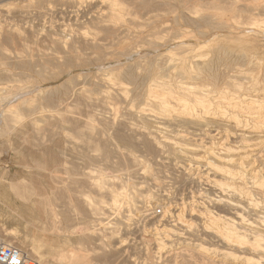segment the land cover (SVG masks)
I'll return each instance as SVG.
<instances>
[{
	"label": "bare ground",
	"instance_id": "1",
	"mask_svg": "<svg viewBox=\"0 0 264 264\" xmlns=\"http://www.w3.org/2000/svg\"><path fill=\"white\" fill-rule=\"evenodd\" d=\"M8 1L0 0V10ZM101 3L106 8L89 5L80 13L104 38L48 32L50 53L39 58L20 50L7 55L17 39L37 38L38 30L33 24L14 28L0 17V62L7 68L0 82L20 79L19 86L0 88V133H12L11 123L24 124L22 104L43 100L68 125L62 130L71 144L86 148L102 166L89 177L88 191L79 189L75 175L66 171L69 179L63 180L54 172L55 191L41 200L47 222L33 210L25 222L31 245L24 252L43 264H95L107 256L119 264H156V254L173 250L201 263L264 264V0L179 8L155 0ZM69 9L76 14V7ZM49 11L44 1L29 0L16 15L24 22ZM173 14L184 24L176 33H167L162 21V32L153 25L166 32L162 39L152 31L146 40L134 35L132 44L120 45L128 23L137 26L148 17L147 27ZM88 100L101 110L84 120L77 113ZM23 185H12L21 198ZM189 186L191 192L178 199L179 189L185 193ZM71 221L76 229L67 225ZM67 234L80 239L78 246L57 250L54 239ZM0 245L11 244L0 238Z\"/></svg>",
	"mask_w": 264,
	"mask_h": 264
},
{
	"label": "rangeland",
	"instance_id": "2",
	"mask_svg": "<svg viewBox=\"0 0 264 264\" xmlns=\"http://www.w3.org/2000/svg\"><path fill=\"white\" fill-rule=\"evenodd\" d=\"M33 1L34 3H40L41 1H44V5L49 7L50 11L42 18L38 19L36 17H32V18L27 17V19L23 22L21 20V15H16V14H18L17 12L20 10V8L28 6L29 0H20L19 2L18 0H9L8 2H5L4 4L7 3L8 5L9 3L11 5H14L13 6L14 8L11 5H8V7L7 6L5 7V9L3 7L0 10L1 22L4 21V24H7L14 28H18V27L24 28L30 24H33L38 30L37 38L25 37L23 38V40L17 39L16 45L14 46L10 45L8 47V50L10 52H7V55H10L12 52V56H13V54H15L17 50H20V52L24 53V55H26L27 52H31L32 54H34L35 58H39L40 56L49 54L50 53V51L48 50L49 40L46 39L47 38L46 34L48 32H52V34H54V33H58L59 31L66 30L68 33L73 34V35L74 34L75 35L87 34L89 37L98 36L100 38H104L105 34L101 30L98 29L97 25L88 24L87 22L85 23L84 19H82V13L85 12L84 11L85 7L89 5L95 6L96 8L95 11L99 8L100 9L106 8V7H102L103 4L101 2H104V0H96V1L95 0L94 1L93 0H33ZM106 1L108 2V0H105V2ZM173 1H175V3ZM187 1L188 2L191 1L192 4H194L196 2H199V3H206L208 1L214 2L215 0H201L202 2L200 0H180V1L179 0H170V1L169 0H165V1L155 0V2L171 3L177 8H179L180 6H183L184 4H187L188 3ZM235 1L241 2L242 0H235ZM248 1H252V0H248ZM71 6L76 7V14L69 13L70 12L69 8ZM7 12H11V14L6 19L5 16L7 17L8 15ZM52 12L54 13L51 15ZM159 14L162 16V12H160ZM176 15L177 14L170 15V17L167 16L169 19L165 18L164 20H162V17L160 20V17H159V19H156V22L155 20H152L153 23L155 22V24L151 23L152 26L149 25L150 23H148L151 21L146 20V18L148 19V17L144 19L142 18L143 20L138 19L137 21H135V23L140 24V25L137 24V26H135L136 25L135 23H134L135 25H132V26L128 23L127 26L125 27L126 28L128 27L131 30H127L126 32L122 34V36L124 37L127 36L125 37L127 41L122 40L120 42V45L122 44L121 45L122 47H124L127 44L130 45L134 42V40H136V39L131 40V38H134V37L141 38L142 35L144 36V38H141V39H145L148 36V33L149 32L152 33V31H153L152 34H154V32L155 34H158V33L161 34L160 38L162 37V35H166V32L169 34H172L173 32L176 33L177 32L176 29L184 25L183 22L180 21L181 20L180 14H178V16L175 17ZM131 19L132 18L127 19V21ZM159 20H160V23L158 22ZM173 20L175 21V23L173 22ZM146 21H148L147 23L149 25L147 27L145 26V24H143V23H146ZM162 21L165 22L164 24L165 26H163L164 28H166L165 31L167 30L165 33L164 32L160 33V31L162 32V25H161ZM170 21H172V23H170ZM53 22H56L54 23L55 26L53 25ZM177 22H180V25L177 24ZM141 23L143 24V26ZM171 24H172V28H171ZM174 24L176 26H174ZM153 25L154 27L156 25V27L160 31L156 28H153ZM166 26L167 27L170 26L171 29L169 30V28H167ZM173 29H175V31ZM132 30L135 32V34L131 33L133 32ZM140 31H142V34L139 35V33H141ZM145 34H147V36H145ZM128 36L130 39L128 38ZM149 36H150V33H149ZM146 39H148V37ZM137 41H139V39ZM116 46L118 49L121 48L118 45ZM25 48L27 50H25ZM0 63H1L0 71L7 69L6 66L1 67L2 62ZM11 71L16 75L21 73L20 71H17V70H11ZM21 77L24 79L25 76L21 74L20 78ZM22 78H21V83L23 85L22 84L21 85L25 86L24 84H26V81L25 79L23 80ZM18 79L19 78L17 76L14 77V80L17 82H13V85L12 83L4 85V84H1L0 82V88L4 89V86L5 88L8 86H14V85L15 87L19 86L18 81H20V79L19 80ZM65 80L67 79H64L63 81L59 83L46 84L44 88L55 87L63 83ZM15 83H17L18 85ZM58 92H61V93H58ZM62 93H63V89L58 90L57 94L55 91L54 95L55 97H58ZM85 103L87 106L85 105L84 107H81V112L77 113L79 115H83L84 120H86L87 117L89 116H93V115L97 116L99 114L98 112L101 110L99 106H98L99 108L97 106L96 107L88 106L91 104L89 100L86 101ZM24 105L26 109H24L23 107ZM27 105L28 104L26 103L21 105L23 108V113L27 117V119L25 118L26 120L24 124L19 126L18 123L17 124L11 123L10 126L13 127L15 125L14 126L15 129L12 133L11 132L5 133V134L3 133L4 135L0 133V137H2L0 138V180H1L0 181V202H1L0 203V238L2 240L7 241L12 246L17 247L23 251H26L28 247L31 245V241L27 237L28 230H26L25 228L26 227L25 222L30 221V219L34 216L33 210L38 209L39 211H41L40 218L43 219L42 221L47 222V219L44 214L46 205L44 203V200L43 201L41 200L45 198H48V199L51 198L53 195V192L55 191V184L53 180L56 174L54 172L58 170L59 173L57 174V176L63 180L69 179L68 178L69 175L65 174L66 171L72 174V176L75 175L76 177L74 176L73 179H76L79 181V185L81 186L79 189L84 190L85 189L84 187H86L85 190L88 191L89 189L87 187H90L89 177H92V176L97 177L99 173L97 174L96 171L102 169L101 163L98 161V159L94 157L93 154H90L88 151H86L87 150L86 148L81 147V145L71 144L70 139L67 138L66 134L62 130V128L66 126V124L60 121L61 116L59 114H57L56 112L54 113V111H51L50 108L48 109L47 103L45 101L38 100L37 102L30 104L29 111H27V109L29 108ZM31 106L34 107L33 108L35 110L34 115L33 114L31 115V113L34 111ZM41 106H44L45 110L43 108L41 110ZM61 106L63 107L64 104H62ZM108 110H109L108 112H110L111 107H109ZM79 115H77L76 117H78ZM38 119H41L45 122L47 121V119L48 120L51 119V120H55V122L49 123L47 125L43 123L36 124L35 121ZM38 126L39 127L41 126L42 128L39 129ZM0 132H4V130L2 129V126H0ZM180 176L181 175L179 174V172H176V179L178 178L177 186L180 185L179 188L182 189L181 187L182 185L180 183L183 181V179H181ZM70 178L72 177L70 176ZM21 183H24L25 185V186L24 185L21 186L19 190V194L23 196L22 198L16 195V193L12 190V185H18ZM72 187L73 189H76V185L72 184ZM181 189H179L180 196L178 195V199H181L183 194H189V192H191L192 190V187L189 186L187 189H185V193H182ZM194 190L196 189L194 188ZM151 223L152 221H150L149 227L152 226ZM67 225L71 227L72 229H76L77 227V223H75L74 221L69 222ZM12 232L13 233L15 232V235H9ZM140 236H141L140 233L136 234V240L138 242L140 241ZM129 238L132 239V237H129ZM79 242H80V239L78 237L70 236V234H67V236H64L62 238H55L53 241V245L56 249L58 248L57 250L59 249L66 250V249H71L72 247L78 246ZM88 246L91 247L90 244ZM154 246L152 248H154ZM176 248L177 247H174L173 249H176ZM156 249L157 248H154L153 250L154 252L157 253ZM179 251L181 250H173V251H168V252L161 251L160 256L156 254V257L159 258V259H155L156 264H169V262L170 264H178V263L179 264H194V263L195 264H211L209 262L201 263V261L198 259L197 256H194L192 258L191 257L182 258L179 256L176 257L175 254L179 253ZM133 257H132V260L135 258ZM99 260L100 261H96L95 264H119V260L115 258L114 256L113 257L107 256L105 258L102 257Z\"/></svg>",
	"mask_w": 264,
	"mask_h": 264
},
{
	"label": "built area",
	"instance_id": "3",
	"mask_svg": "<svg viewBox=\"0 0 264 264\" xmlns=\"http://www.w3.org/2000/svg\"><path fill=\"white\" fill-rule=\"evenodd\" d=\"M0 264H43L14 246L0 245Z\"/></svg>",
	"mask_w": 264,
	"mask_h": 264
}]
</instances>
